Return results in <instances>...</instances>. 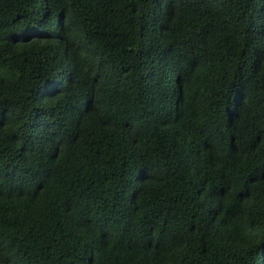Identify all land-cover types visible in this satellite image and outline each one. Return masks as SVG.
<instances>
[{
	"label": "trees",
	"instance_id": "trees-1",
	"mask_svg": "<svg viewBox=\"0 0 264 264\" xmlns=\"http://www.w3.org/2000/svg\"><path fill=\"white\" fill-rule=\"evenodd\" d=\"M0 264H264V0H0Z\"/></svg>",
	"mask_w": 264,
	"mask_h": 264
}]
</instances>
